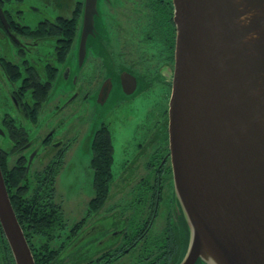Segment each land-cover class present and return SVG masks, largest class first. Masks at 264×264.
<instances>
[{
	"label": "flooded vegetation",
	"instance_id": "1",
	"mask_svg": "<svg viewBox=\"0 0 264 264\" xmlns=\"http://www.w3.org/2000/svg\"><path fill=\"white\" fill-rule=\"evenodd\" d=\"M173 3V0H97L94 34L88 36L87 55L80 65L86 0H76L72 13H67L71 5L68 0H0V49H4L0 50L4 51L0 54V74L3 72L10 83L7 88L9 101L20 116L31 122L38 120V125L43 123L42 128H49L43 138L40 134L31 137L30 131L16 125L9 111L0 116V150L9 157H18L12 168L22 163L21 160L26 161L29 173L40 149L49 144L57 147L53 158L59 153L62 157L65 155L64 150H69L70 146L69 142L56 139L60 124L57 116L72 103L77 102V106L81 105L89 114L90 104H95L97 109L120 93L130 96L124 91L122 80H137V89L131 95L150 80H162L172 91L177 36ZM27 12L39 16L35 25L25 21ZM120 15L128 19L131 27V38L123 45L122 33L119 35ZM10 45L15 48V59L6 54ZM87 65L92 66L95 74L84 80ZM149 65H155L154 70ZM64 78L69 80L73 90L64 102L56 105L54 117L57 120L50 126V121L41 122L40 116L44 108L47 110L46 104H51L52 92ZM108 80H111V92L104 101L99 93L103 86L109 87ZM80 119L84 118L80 115ZM106 125L102 123L98 129L88 132L86 150L78 156L82 164L83 158L88 162L93 180L96 176L91 167L94 144L98 132ZM75 129L78 142L81 129ZM3 138L11 141L14 147L4 150L1 147ZM135 161L126 164L127 169L122 168L118 174L120 178L124 179L125 171L134 173ZM142 168L144 173L136 166V175L129 177L127 183L124 180V188L129 190L125 199L115 205H107L110 196L107 190L102 196L103 204L98 207L99 191L93 186L91 200L96 199V202L80 238V241L87 236L90 238L84 247L89 249L92 264H112L113 260L115 264L140 260L179 264L183 259L189 233L185 216L178 209L170 145L153 150ZM116 173L113 169L114 178Z\"/></svg>",
	"mask_w": 264,
	"mask_h": 264
},
{
	"label": "water",
	"instance_id": "2",
	"mask_svg": "<svg viewBox=\"0 0 264 264\" xmlns=\"http://www.w3.org/2000/svg\"><path fill=\"white\" fill-rule=\"evenodd\" d=\"M173 2L169 142L189 233L179 264H264V0ZM95 13L97 0H86L80 65ZM122 82L136 91L137 80ZM0 223L15 264H36L1 164Z\"/></svg>",
	"mask_w": 264,
	"mask_h": 264
},
{
	"label": "rangeland",
	"instance_id": "3",
	"mask_svg": "<svg viewBox=\"0 0 264 264\" xmlns=\"http://www.w3.org/2000/svg\"><path fill=\"white\" fill-rule=\"evenodd\" d=\"M68 1L71 5L67 13H72V8L76 4V0ZM129 5L130 2L128 1L127 7ZM38 17L36 13L27 12L25 21L35 25ZM123 19L124 17L121 18L119 24V35L122 33V45L131 38V33L129 32L131 28L130 23L128 19H124V21ZM2 52L4 51H0V54ZM6 54L11 59H15V48L10 45L6 50ZM154 66L155 65H149L148 67L154 70ZM72 67H74L73 64ZM94 74L95 71L93 72L92 66L87 65L83 72L84 80H88V78L92 77ZM6 80L4 73L1 72L0 116H3L7 113L6 111H9V114L16 119L17 126H23L24 129L30 131L31 137L40 134L43 138L49 131V128L45 126L42 128L43 123L38 125V120L31 122L20 116V113L14 108L13 103L9 101L7 88L10 86V83ZM72 90L73 87L69 80H65V78L61 79L59 86L52 92L51 104H46L48 106L47 110L44 108L40 116V121H50V126L55 123L58 118L60 124L55 134L56 139L63 140L64 143L69 142L68 146H70L69 150H64L65 155L62 157V164L55 184L57 189L55 202L61 205L67 223L66 231L63 232V237L65 235L68 236L69 229L74 227V225L80 222L84 217H87L89 203L94 195L93 175L88 166V162L85 163V159L83 158L82 164L79 162L78 157L86 150L88 132L98 129L102 123H107L106 127L103 128L105 131H102L101 149H99V151L101 150L102 152L104 163L112 158V170L114 169V172H117L115 178L112 175L113 178L110 184H113V187L109 188L110 196L107 205H115V203L125 199L129 189L126 190V188H124V183H127L129 177L132 178L136 175V166L144 173L142 164L150 158L153 150L155 152L157 147L163 145L169 147V103L172 91L171 87L164 81L150 80L147 85L140 87L136 94L125 96L120 93L114 100L111 97L105 106H98L97 109L94 108L95 104L94 106L90 104L88 105L90 106L89 114H87V110L82 108L81 105L78 107L77 102L74 104L72 103L70 106L62 109L57 118H55L54 111L55 107H57L56 105L64 102L65 98L68 97ZM80 115L84 119L78 120ZM75 127H77L78 130L81 129V136L78 142L75 141ZM106 132L109 134L108 140ZM63 146L64 145L61 147ZM1 147L4 150H10L14 147V144L8 139L3 138ZM55 154H57V147H53L51 144L40 149L29 171L30 177L33 180L37 171H43ZM1 157L7 160V172L13 169L12 167L15 166L18 159L17 155H11L10 157H4L2 155ZM133 159H136L133 166L135 168L134 173H128L130 174L128 175L125 171L124 179H122V177L120 178L118 174H120L122 168L127 169L126 164H130L131 161L133 162ZM1 163L3 167V161ZM104 173V177H106V168L104 169ZM167 188H170L169 184ZM121 202L124 203L123 201ZM89 222L90 220L87 219V225ZM63 240L64 239L60 242H63ZM54 244L58 245L56 242Z\"/></svg>",
	"mask_w": 264,
	"mask_h": 264
},
{
	"label": "trees",
	"instance_id": "4",
	"mask_svg": "<svg viewBox=\"0 0 264 264\" xmlns=\"http://www.w3.org/2000/svg\"><path fill=\"white\" fill-rule=\"evenodd\" d=\"M68 45L71 47V44ZM102 131H105V129L98 132V135L96 134L94 159L91 165L96 173L93 186L94 189L99 191L98 207H101L104 202L102 196L107 190L109 192L113 165L112 158L104 163L102 152L99 151L101 149ZM18 134L21 135L20 132ZM106 135L108 140L109 134L107 132ZM2 155L4 157H9V155L0 150V164L3 161L5 165L3 167L1 165V167L12 205L32 249L36 264H92L89 249L84 247V245L89 244L90 238L87 236L83 241H80V238L84 234L82 232L83 228L87 225V219H89L96 199L90 201L87 217H84L69 229L68 236L63 237L67 223L61 205L55 202L57 195L55 184L62 164L61 154L56 155L43 171H37L34 180L30 177V173H27L26 161L21 160L22 163L7 172V160L1 157ZM21 164H24V166ZM105 168L107 170L106 177H104ZM62 239H64L63 242H60ZM55 242L58 245H55ZM111 263L115 264V261L113 260ZM0 264H15L1 224ZM132 264L156 263H147L140 260Z\"/></svg>",
	"mask_w": 264,
	"mask_h": 264
}]
</instances>
